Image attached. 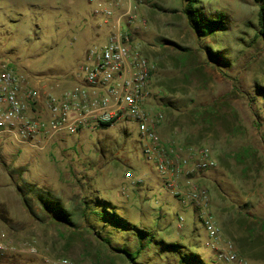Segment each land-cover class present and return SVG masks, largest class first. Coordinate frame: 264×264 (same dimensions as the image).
I'll return each instance as SVG.
<instances>
[{
	"label": "rangeland",
	"instance_id": "obj_1",
	"mask_svg": "<svg viewBox=\"0 0 264 264\" xmlns=\"http://www.w3.org/2000/svg\"><path fill=\"white\" fill-rule=\"evenodd\" d=\"M185 7L183 0H145L123 28L156 64L152 104L163 113L159 128L167 143L208 148L217 160L200 183L209 189L223 241L249 262L264 264L260 7L255 0H201L198 7L209 18L224 14L226 23L204 38ZM96 10L98 2L89 0H0V65L24 67L38 78L81 74L88 49L104 44L112 30ZM130 170L134 176L126 178ZM41 200L58 201L72 223L54 217ZM105 208L128 229L102 219ZM181 215L183 230L177 228ZM206 240L197 211L183 207L144 159L137 124L61 133L45 151L0 137V242L7 248L0 250V264H181L166 244H180L182 253L198 254L205 264H222Z\"/></svg>",
	"mask_w": 264,
	"mask_h": 264
},
{
	"label": "built area",
	"instance_id": "obj_2",
	"mask_svg": "<svg viewBox=\"0 0 264 264\" xmlns=\"http://www.w3.org/2000/svg\"><path fill=\"white\" fill-rule=\"evenodd\" d=\"M145 0H89L98 2L97 14L112 30L106 42L86 54L81 74L67 78H38L9 62L0 65V137L20 147L45 151L61 133L76 134L88 126L135 123L144 159L154 164L167 189L182 204L197 211L211 249L222 264H253L233 242H224L211 210L209 189L200 183L217 167L208 148H183L163 141L159 126L163 113L152 104V78L156 64L132 45L123 28L137 19V6ZM121 9V10H119ZM147 25V20H143ZM130 170L126 178H132ZM141 183V179L134 182ZM184 215L177 228H185ZM6 247L0 242V250ZM7 249V248H6ZM25 251V250H24ZM30 253L36 250L29 249ZM62 264H71L64 260Z\"/></svg>",
	"mask_w": 264,
	"mask_h": 264
},
{
	"label": "trees",
	"instance_id": "obj_3",
	"mask_svg": "<svg viewBox=\"0 0 264 264\" xmlns=\"http://www.w3.org/2000/svg\"><path fill=\"white\" fill-rule=\"evenodd\" d=\"M186 4V7L184 8V13L191 25V27L195 30L196 34L201 37H208L211 34H214L219 31H223L226 28L225 23V15L219 14L217 18H209L205 12L201 8L198 7L201 0H183ZM255 2L259 5V24H260V34L264 37V0H255ZM211 58L218 62L222 63L223 58L220 54V52L216 53H210ZM264 90V89H262ZM109 127V126H108ZM25 205L28 210H31L32 207L29 204V201L27 199L24 200ZM44 208L48 210L54 217L59 219L60 221H63L64 223L71 224V220L69 218V214L67 211L60 206V203L58 201H43L41 200ZM100 217L104 220L107 219L108 223L112 225L114 228L122 230L125 229L126 231L128 229V223L126 220L113 212L110 209L105 208L103 211L100 212ZM127 224V225H126ZM123 231V230H122ZM138 234L141 236V238H144L146 236L145 231L138 230ZM149 244V243H148ZM167 249L180 254V262L181 264H205L204 260L195 253H182V248L180 244H166ZM127 256L134 261L135 257L132 256V254H127ZM136 263V262H135ZM137 264V263H136Z\"/></svg>",
	"mask_w": 264,
	"mask_h": 264
},
{
	"label": "crops",
	"instance_id": "obj_4",
	"mask_svg": "<svg viewBox=\"0 0 264 264\" xmlns=\"http://www.w3.org/2000/svg\"><path fill=\"white\" fill-rule=\"evenodd\" d=\"M143 5H144V3H143ZM119 10H121V9H119ZM159 133H160V135H161L163 141L167 143V141H166V138H167V137H166V135L164 134V132H163L162 130H160V128H159ZM136 176H137V180L141 179V175H136Z\"/></svg>",
	"mask_w": 264,
	"mask_h": 264
}]
</instances>
